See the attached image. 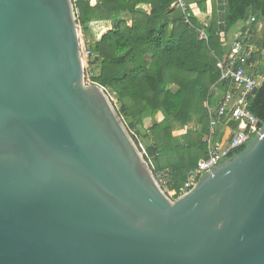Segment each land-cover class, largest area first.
Instances as JSON below:
<instances>
[{
  "label": "water",
  "instance_id": "obj_1",
  "mask_svg": "<svg viewBox=\"0 0 264 264\" xmlns=\"http://www.w3.org/2000/svg\"><path fill=\"white\" fill-rule=\"evenodd\" d=\"M0 264H264V122L172 199L86 81L74 0H0Z\"/></svg>",
  "mask_w": 264,
  "mask_h": 264
},
{
  "label": "trees",
  "instance_id": "obj_2",
  "mask_svg": "<svg viewBox=\"0 0 264 264\" xmlns=\"http://www.w3.org/2000/svg\"><path fill=\"white\" fill-rule=\"evenodd\" d=\"M176 1L74 0L90 50L87 65L93 71L92 81L108 90L127 127L143 138L155 173L168 170L174 199L188 172L208 156L207 143L200 141L209 133L205 102L215 105L230 88L220 81L216 64L229 49L222 33L228 37L239 23L241 37L258 48L253 72L263 76L258 91L249 97L248 109L264 122V31L257 38L264 0H226L225 30L219 28L217 0H185L189 22L174 6ZM122 13L128 17H118ZM201 29H206L208 39L200 38ZM146 120H151L149 127ZM193 121L201 127L187 131ZM228 122L237 128V122ZM181 130L185 142L177 138ZM193 132L201 133L199 139L190 137Z\"/></svg>",
  "mask_w": 264,
  "mask_h": 264
},
{
  "label": "built area",
  "instance_id": "obj_3",
  "mask_svg": "<svg viewBox=\"0 0 264 264\" xmlns=\"http://www.w3.org/2000/svg\"><path fill=\"white\" fill-rule=\"evenodd\" d=\"M174 6L182 10L186 16V21L189 22L186 1L177 0ZM76 13H79L77 9ZM251 20L254 21L255 18L253 17ZM241 36H243V32L236 36H230V38L229 35L226 37L225 33L222 35V41L228 45L229 49L224 58L217 59L216 65L220 72V81L228 82L230 88L217 100L215 105H211L208 101L205 102L209 117V133L205 135L204 142L208 145V156L201 158L197 166L188 172L187 180L184 182L179 196L191 191L204 174L227 159L232 152L248 144L262 129L261 120L248 109L249 97L254 95L253 89L259 87L263 80L262 75H256L253 72L255 66L253 57L258 48L255 44H251L246 37ZM200 38L208 39L206 29L200 30ZM229 39H231L230 42ZM82 53L86 60V81L87 83H96L92 81L93 71L87 65V56L90 54V50L83 37ZM106 91L108 92L107 89ZM232 120L238 123L237 128L232 130L229 139L218 140L219 127ZM130 132L137 139L140 150L147 157L152 169L155 170L154 164L136 131L130 130ZM155 174L163 189L172 198L169 188L171 177L168 170Z\"/></svg>",
  "mask_w": 264,
  "mask_h": 264
},
{
  "label": "rangeland",
  "instance_id": "obj_4",
  "mask_svg": "<svg viewBox=\"0 0 264 264\" xmlns=\"http://www.w3.org/2000/svg\"><path fill=\"white\" fill-rule=\"evenodd\" d=\"M118 17L126 18V17H128V15H127V14H121V15L118 16ZM240 24H241V23L237 24V25L231 30V32L229 33V38H230V36H233V35L236 34V32H237V28H238V26H239ZM259 26H261V29H260V31H259V35H257V38H258V39L262 37L263 31H264V20L261 21V23L259 24ZM82 37H83V34H82ZM231 39H233V38H231ZM231 39H229V42L231 41ZM83 40H84V38H83ZM159 118H160V116H159ZM196 124H197V123H195V121L190 122V123L188 124V127H189V128H187V131H188V129H193L194 127H196V126H197ZM150 125H151V120H146V127H149ZM199 125H200V124H199ZM200 127H201V126H200ZM184 133H185V130H181V132H179V133L177 134V138H178L179 141H184V142H185V141L187 140V138L185 137ZM199 133H200V132H193V133L190 135V137H191L192 139H194V140H197V139H199V137H200V135H201V133H200V134H199ZM138 137H139V139L141 140V142L143 143L144 147L146 148V144H145L143 138H142L140 135H139ZM201 140H204V138L201 139V137H200V141H201Z\"/></svg>",
  "mask_w": 264,
  "mask_h": 264
},
{
  "label": "crops",
  "instance_id": "obj_5",
  "mask_svg": "<svg viewBox=\"0 0 264 264\" xmlns=\"http://www.w3.org/2000/svg\"><path fill=\"white\" fill-rule=\"evenodd\" d=\"M122 14H125V13H122ZM107 21H108V20H107ZM109 23H110V27H109V29H110V28H111L112 21L109 20ZM242 28H243V25L240 24V25L238 26V28H237V32H236L235 36H236V35H239L240 33H242ZM109 29H108V30H109ZM260 29H261V26H259V31H260ZM91 34L93 35V33H91ZM222 35H224V33H223ZM258 35H259V34H258ZM93 37H94V35H93ZM94 38H95V37H94ZM96 40H99V38L96 39ZM195 123H196V122H195ZM196 125H197V126H196L195 128H199V127H200V125H199L198 123H197ZM233 129H235L234 126H233V124H229V122H226L225 124L221 125V126L219 127V131H218L217 139H218V140L229 139V137H230V133L232 132Z\"/></svg>",
  "mask_w": 264,
  "mask_h": 264
}]
</instances>
